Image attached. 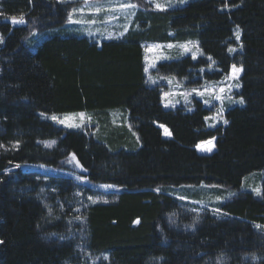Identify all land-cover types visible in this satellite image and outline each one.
<instances>
[{
    "label": "trees",
    "instance_id": "obj_1",
    "mask_svg": "<svg viewBox=\"0 0 264 264\" xmlns=\"http://www.w3.org/2000/svg\"><path fill=\"white\" fill-rule=\"evenodd\" d=\"M132 1L140 8L132 29L96 41L68 25L72 2L0 0V264H78L79 250L105 254L108 264H264V0H193L160 11ZM21 14L25 24L8 22ZM237 27L240 51L230 54ZM188 40L203 57L158 63L153 73L191 79L205 57L220 71L209 79L241 67L244 103L225 112L224 125L206 127L199 101L163 108L160 87L147 84L144 44ZM111 110L127 114L136 144L109 128ZM41 113L90 115L106 135L59 128ZM213 138L211 154L195 150ZM253 172L263 173L260 197L243 191L217 207L201 210L171 190L238 189Z\"/></svg>",
    "mask_w": 264,
    "mask_h": 264
},
{
    "label": "rangeland",
    "instance_id": "obj_2",
    "mask_svg": "<svg viewBox=\"0 0 264 264\" xmlns=\"http://www.w3.org/2000/svg\"><path fill=\"white\" fill-rule=\"evenodd\" d=\"M59 2H72V7L80 8L83 5L84 0H57ZM146 4L150 6V8L154 10H161L155 7L156 3L165 5L163 10L171 9L175 7H181L187 4L189 1L193 0H184L183 3L180 0H143ZM105 6L108 7V0H103ZM122 3H131L137 5V3L133 2L132 0H119ZM117 0H111L112 6H115ZM171 4V7L167 5ZM70 9V11H71ZM139 6L137 5L136 8H129L120 10L117 8L116 11H102L101 13H93L89 9H85L83 12H77L73 19L74 20H83V23H71L68 21L67 23L69 26H76L82 33L93 40V38L101 39V40H115L121 38L123 35L121 33H126L130 30V25L134 22V17L136 13L139 11ZM7 21V20H3ZM92 21H95L94 23ZM8 22L11 24L10 20ZM99 22V23H98ZM17 26V25H15ZM19 26V25H18ZM133 27H135L133 25ZM137 27V26H136ZM94 28V29H93ZM132 29V28H131ZM96 39V40H97ZM100 41V40H99ZM173 45V47L169 48L167 45ZM187 44L189 50L184 51L183 48L179 47L180 45ZM159 46V47H150V46ZM231 48H234L235 51L230 52L233 54L235 52L240 51L239 41H237L235 37V31L233 36V45ZM195 55V58H193ZM143 56H144V73L146 76L147 84L151 87L159 86L161 89V105L165 109H175L177 107L183 106L187 109L192 107L194 101H199L203 107H205L208 111V116L205 118L206 127L213 128L217 125H224L225 124V112L233 107H240L242 106L239 101L241 100L237 97V92L240 89V76L235 79H225L226 76L231 75V68L229 73L226 75H222L220 77L209 79L206 74H213L214 72H220L219 69L215 66V63L209 59V57H205L207 60V66L203 67L195 74L191 79H184L179 80L173 76H163L153 73L158 63L162 62H170L172 60H177L185 56H189L192 60H197V58L203 57L201 50L198 47L197 40H188L184 42H171V43H145L143 49ZM148 69L146 72L145 69ZM151 77V80H149ZM196 83H192V82ZM239 84V87H235L232 85ZM214 85L215 87L212 88L211 91L206 90V86ZM229 86H231V90L229 91ZM224 88V92H220V88ZM196 89L198 92H203V95H198L197 92L192 91ZM168 93L169 95L165 96L164 94ZM221 95L223 97L222 100H216L214 97L215 95ZM231 97V100L228 97ZM209 100V104H205L204 101ZM223 109L219 115H216L219 109ZM112 112L109 116V128L111 129H123L126 130L129 134L131 140L136 144L137 136L134 131L131 130L130 125L128 123L127 114L121 110H111ZM76 113H67L61 115H55L59 119H63L66 115H73ZM124 115V116H122ZM53 115H44L40 117L43 120L50 121L53 125L63 128V129H72V130H84L85 128L92 134L93 138L96 140L99 133H102V136H105L103 127H99L98 123H93L90 115L84 114V121L81 123V120L78 116L74 117V121L77 124H81L78 128H70L65 126L64 124H60L55 120H52L50 117ZM163 133L164 138H169L170 134L168 130L164 127H160ZM108 137V134L107 136ZM110 139V137L108 138ZM212 140L211 145L204 144L203 142L199 143L202 145L201 148L195 147V150L202 155H209L215 150L214 139ZM208 141V140H207ZM206 142V141H204ZM46 147H50L53 145L52 142L47 141L42 143ZM211 148V150H207ZM24 171H37L41 173L47 174H63L66 176H71L77 182L84 184L88 187H92L93 189H97L99 191H112L115 190L112 187L106 188L103 186H93L89 183L86 179L81 176L71 174L65 171H59L43 166H29L25 165L20 168ZM257 173V174H256ZM261 173V174H259ZM262 175V176H261ZM263 173L262 172H253L249 175H246L242 181L238 189H226L220 186H212V185H199V186H181L177 188L171 189L178 199L180 197H184L182 201L190 203L194 205L196 208H200L201 210L208 207V205L217 207V205L231 199L234 195L239 192L248 191L251 192L255 197H260L261 195V183ZM259 188L260 194L257 195L253 189ZM234 194V195H230ZM197 196V197H194ZM217 197H220L217 200ZM96 202H101L103 199L101 197H95L92 199ZM181 200V199H180ZM91 201V199L89 200ZM214 207H211L214 208ZM200 209L191 210L192 212L197 213ZM81 256L78 264H108V256L105 254L100 255H90L84 254L83 251H80Z\"/></svg>",
    "mask_w": 264,
    "mask_h": 264
},
{
    "label": "snow or ice",
    "instance_id": "obj_3",
    "mask_svg": "<svg viewBox=\"0 0 264 264\" xmlns=\"http://www.w3.org/2000/svg\"><path fill=\"white\" fill-rule=\"evenodd\" d=\"M180 2L183 3L184 0H180ZM167 6L171 7V4H169ZM136 7H137V5H135V4L122 3V2H119V0H117V3H116L115 6H112L111 0H108V7L105 6V3L103 2V0H84L83 5L80 8L73 7L71 9V11L68 12V21L71 22V23H83V20H74L73 17H74V15L77 12H83L86 8L89 9L90 11H92L93 13H101L102 11H116L117 8L120 9V10H124V9H129V8H133L134 9ZM155 7L158 8V9L163 10L165 5L156 3ZM10 22H11L12 25H23V24H25L26 21L24 19L23 14H21L19 16V18H17L16 16L10 17ZM92 22L94 23L95 21H92ZM121 35H123V33H121ZM235 37H236L237 41L240 40V29L238 27L235 30ZM0 41H2V37H0ZM150 47L154 48V47H159V46L153 45V46H150ZM167 47L171 48V47H173V45L169 44V45H167ZM179 47L183 48L184 51H188L189 50L187 44L180 45ZM229 51L232 52V51H235V49L234 48H229ZM193 58H195V55H194ZM209 59H211V57H209ZM145 71L147 72L148 69L146 68ZM241 71H242L241 67H237L236 65L233 64L231 66V75L230 76H226L225 79H235V78H237L239 76ZM149 80H151V77H149ZM232 86L239 87V84H235V85H232ZM214 87H215L214 85L206 86V90L211 91L212 88H214ZM228 90L229 91L231 90V86H229ZM192 91L197 92L198 95H203V92H198L196 89H193ZM220 92H224V88L223 87L220 88ZM164 95L167 96L169 94L165 93ZM214 98L216 100H222L223 99V97L221 95H219V94L215 95ZM228 99L231 100V97L229 96ZM204 103L207 105V104L210 103V101L209 100H205ZM239 103L243 104L244 103L243 99H241L239 101ZM222 110H223L222 108L219 109L218 112L216 113V115H219L220 112H222ZM44 115H45L44 113H41V116H44ZM75 116H78L80 118V120H81V123H83L84 118H85L84 117V113H76V114H73V115H66L63 119H59L55 115L51 116L50 118L52 120L57 121L60 124H64L67 127L78 128V127L81 126V124H77V123L73 122ZM224 122L227 123V121H224ZM203 143L207 144V145H211L212 144V140H208V141L203 142ZM18 146H19V142H17L16 144L13 145L14 148H17ZM0 147H3V146L0 145ZM196 147L197 148H201L202 145L198 144V145H196ZM207 150L210 151L211 148H208ZM73 159H75V157H73ZM16 167H20V165H16ZM103 187L109 188V187H112V185H104ZM156 191H160V189L158 188V189H156ZM253 191L257 195L260 194V189L259 188H255V189H253ZM230 195H234V194H230ZM89 199H92V197H89ZM180 199L183 200L184 197H180ZM219 199H220V197H217V200H219ZM216 211H219V209H216ZM255 227L260 228L261 226L255 225ZM60 238L61 239H66V237H64V236H61ZM0 243H3V241H0Z\"/></svg>",
    "mask_w": 264,
    "mask_h": 264
},
{
    "label": "crops",
    "instance_id": "obj_4",
    "mask_svg": "<svg viewBox=\"0 0 264 264\" xmlns=\"http://www.w3.org/2000/svg\"><path fill=\"white\" fill-rule=\"evenodd\" d=\"M98 23H99V22H98ZM93 29H94V28H93ZM93 39L96 40L97 38H93ZM99 40L101 41V39H97L96 41H99Z\"/></svg>",
    "mask_w": 264,
    "mask_h": 264
}]
</instances>
